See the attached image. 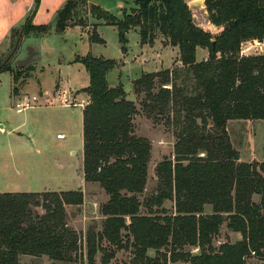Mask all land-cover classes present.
Listing matches in <instances>:
<instances>
[{
	"label": "trees",
	"instance_id": "1",
	"mask_svg": "<svg viewBox=\"0 0 264 264\" xmlns=\"http://www.w3.org/2000/svg\"><path fill=\"white\" fill-rule=\"evenodd\" d=\"M33 2L20 28L22 39L52 30L63 34L71 26L85 29L92 18L117 26L123 46L125 32L137 29L142 46L152 45L159 33L179 52V67L144 73L132 82L136 98L144 95L140 107L148 117L171 113L167 123L175 135L172 156L156 165V187L143 200L151 143L134 133L138 108L121 85L107 83L113 61L90 54L75 58L89 76L81 91L88 97L82 112V179L108 198L99 207V230L94 225L86 233V264H96L99 253L100 264H109L116 251L130 252V264L263 260L264 163L241 162L227 125L264 121V55L239 50L264 41V0H204L214 35L195 26L185 0H137L130 13L122 11L121 20L87 6L89 0H66L52 26L33 25L40 1ZM88 34L91 43H103L94 24ZM197 48L208 51L207 59L196 62ZM30 77L18 70L13 84L21 86ZM83 202L81 190L0 194V264H21L24 256L76 261L81 240L68 226L66 207ZM224 224L240 233L238 241H218Z\"/></svg>",
	"mask_w": 264,
	"mask_h": 264
},
{
	"label": "rangeland",
	"instance_id": "2",
	"mask_svg": "<svg viewBox=\"0 0 264 264\" xmlns=\"http://www.w3.org/2000/svg\"><path fill=\"white\" fill-rule=\"evenodd\" d=\"M185 1L188 4L195 0ZM92 2L119 20L123 18L122 11L130 13L136 7V0ZM89 3L90 0L87 6ZM192 17L195 26L213 35L216 34V28L209 25L205 8L196 11ZM54 21L53 18L49 24L54 25ZM93 24L96 26L97 35L103 41L102 44L91 43L89 40L88 33L92 30ZM87 26L85 29L71 26L63 34H57L52 30L47 35L34 38L22 39L20 35L19 44L6 64L10 67V72H0V127L2 128L0 129V194L81 190L84 198L81 206L66 207L68 226L81 240L79 255L82 253L83 257L80 258L78 255L76 261L69 263H53L46 257L36 259L24 256L21 258V264H86V233L90 226L94 225L96 230H99L102 221L99 207L108 198L98 185H85L82 179V108L72 107L74 110L71 112L72 108L68 107L67 111H70V115L62 116L56 108L41 114L40 110H37L39 107L17 112L14 109L17 100L14 101L15 95L12 89L15 87L13 74L18 70L29 71L31 77L20 87L16 86L17 92L27 93L31 98L39 97L41 87L49 92L52 104L47 105L58 106L60 93L53 91L58 81L62 85L61 91L69 92L67 94L70 100L77 102L88 100L87 95L81 91L79 94L75 92V89L88 84V73L82 64L75 62L76 57H86L90 54L95 58L111 60L115 63L107 73V83L111 87L121 85L127 93V99L134 102L138 108V114L133 118L134 133L151 143L148 180L145 191L140 196L141 200L156 187V165L165 157H171L173 153L174 128L167 123L171 113L148 117L140 107L144 95L136 98L132 82L144 73L171 71L174 67H179L176 63L179 59L178 49L170 46L168 40L159 33H156L152 45L142 46L137 29H130L124 34L127 42L123 46L119 41L117 26L104 24L103 21L92 18H88ZM16 29L11 32L9 46L6 48V45H2L0 52L5 50L6 53L12 47L17 35H15ZM262 44L264 41L254 40L242 45L239 50L240 53L251 56L253 53H260L257 48H262ZM4 53H0V62ZM38 119L46 122L38 124ZM13 131L16 134H12ZM227 134L242 161L264 163V121L228 122ZM165 206L170 211L171 204L166 202ZM131 255L128 251H116L109 264H130ZM101 256V253L97 254L96 264L101 263ZM252 262L253 260H247V264Z\"/></svg>",
	"mask_w": 264,
	"mask_h": 264
},
{
	"label": "crops",
	"instance_id": "3",
	"mask_svg": "<svg viewBox=\"0 0 264 264\" xmlns=\"http://www.w3.org/2000/svg\"><path fill=\"white\" fill-rule=\"evenodd\" d=\"M40 1V5L39 8L36 12V14L34 15L33 18V25H47L49 23L52 22L53 18L55 17L57 11L59 9H61V7L63 6V4L66 2V0H39ZM94 0L90 1V4H93ZM137 1V0H136ZM33 0H0V47L3 45L9 46L10 44V36H11V32L13 30H15L16 28L20 29L23 22H24V18L27 16V14L30 12V10L33 7ZM95 5V4H94ZM214 28V27H213ZM67 30V29H66ZM65 30V31H66ZM257 50L260 52L257 55H264V44H262V48H257ZM5 51V50H4ZM0 52V53H4ZM208 56L207 51H203V49L197 48L196 50V62L198 61H203L205 59H207L206 57ZM179 63H177L178 65ZM159 72V71H156ZM33 73V71L31 72ZM38 85H40V83L38 82ZM89 85V76H88V84L87 86H83L80 87L79 89H75L76 94H79L80 91H82V89L87 88ZM14 86V85H13ZM18 87V85H15V87ZM20 87V86H19ZM61 82L58 81L56 82V84L54 85L53 91L54 93H60L59 94V105L58 106H53V105H47V104H52V101L50 99V95L49 92L46 90L41 89V87L39 88V93H41L39 95L40 97V101L38 104H36L35 107H39L37 108V110H40L39 113H46L48 110L52 109L57 110L58 113H60V116L64 115H70V111L68 112L67 106H64L60 103V97L61 94L65 93H69L66 91H61ZM17 92V91H16ZM15 97H14V101H18L21 100L23 98H27L29 97L27 93H23V92H17L14 93ZM68 95V94H67ZM86 95V94H85ZM31 98V97H29ZM88 99V97H87ZM16 101V102H17ZM88 103V100L85 102ZM77 107V106H76ZM34 108V107H33ZM81 108V107H79ZM32 109V108H31ZM83 109L81 110V126H82V112ZM74 109L72 108L71 112ZM46 121L42 120V119H38L37 123L38 124H43ZM51 124V122H50ZM83 128V126H82ZM0 129H2L0 127ZM16 134L14 131L12 132V134ZM58 136H63L62 134H58ZM83 151V149H82ZM241 160V158H240ZM241 162H244L241 160ZM248 163V162H247ZM241 235L240 233H234L231 231H228L225 228V224L220 228V235L218 236V241L219 242H224V241H230L231 243L238 241V239H240ZM249 260V259H248ZM253 260L252 263L249 264H264V259L261 260L259 258H251L250 261ZM247 264V261L246 263Z\"/></svg>",
	"mask_w": 264,
	"mask_h": 264
},
{
	"label": "built area",
	"instance_id": "4",
	"mask_svg": "<svg viewBox=\"0 0 264 264\" xmlns=\"http://www.w3.org/2000/svg\"><path fill=\"white\" fill-rule=\"evenodd\" d=\"M245 44H242V45H245ZM257 54L253 53V55H257ZM240 55L250 56L249 54L248 55L243 54V52H241ZM39 101H40V97H37V96L36 97H32V98H29V97L23 98L21 100H18V102H16L14 104V109L17 110V112H22V111H25V110H28V109H31V108L35 107L36 104L39 103ZM60 103L62 105H64V106H67V107H70V108L76 107V106L84 108L88 104V103H85L83 101L77 102L75 100H70L68 95L65 94V93L61 94Z\"/></svg>",
	"mask_w": 264,
	"mask_h": 264
},
{
	"label": "water",
	"instance_id": "5",
	"mask_svg": "<svg viewBox=\"0 0 264 264\" xmlns=\"http://www.w3.org/2000/svg\"><path fill=\"white\" fill-rule=\"evenodd\" d=\"M187 6H188V9H189V12L191 15L194 14L196 11L200 10L201 8H205L204 0L192 1V2L188 3ZM209 25H211V24L209 23ZM20 35H21V30L19 29L12 47L3 55V59L0 62V68L5 66L7 64V62L9 61V59L12 57L13 53L15 52V50L17 48V45L19 44ZM178 65H180V63Z\"/></svg>",
	"mask_w": 264,
	"mask_h": 264
}]
</instances>
